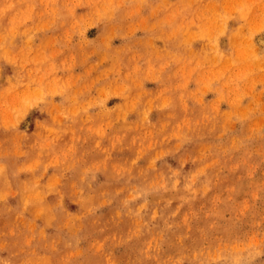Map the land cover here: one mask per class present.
<instances>
[{
	"label": "rangeland",
	"instance_id": "374dc122",
	"mask_svg": "<svg viewBox=\"0 0 264 264\" xmlns=\"http://www.w3.org/2000/svg\"><path fill=\"white\" fill-rule=\"evenodd\" d=\"M0 264H264V0H0Z\"/></svg>",
	"mask_w": 264,
	"mask_h": 264
}]
</instances>
